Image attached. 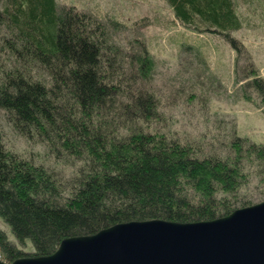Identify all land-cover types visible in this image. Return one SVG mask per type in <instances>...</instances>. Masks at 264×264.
<instances>
[{
	"label": "trees",
	"instance_id": "16d2710c",
	"mask_svg": "<svg viewBox=\"0 0 264 264\" xmlns=\"http://www.w3.org/2000/svg\"><path fill=\"white\" fill-rule=\"evenodd\" d=\"M0 1V112L73 167L62 182L0 136V217L20 247L31 243L29 256L119 223L209 221L252 204L240 192L251 176L264 184V144L234 137L226 154L204 152L149 131L162 116L146 90L156 63L144 44L127 52L103 22L55 0ZM163 1L182 27L241 50L230 35L241 28L233 0ZM247 76L264 104V81L253 69ZM23 256L0 230L1 260Z\"/></svg>",
	"mask_w": 264,
	"mask_h": 264
},
{
	"label": "rangeland",
	"instance_id": "374dc122",
	"mask_svg": "<svg viewBox=\"0 0 264 264\" xmlns=\"http://www.w3.org/2000/svg\"><path fill=\"white\" fill-rule=\"evenodd\" d=\"M55 1L103 22L127 52L144 44L156 63L146 90L158 98L162 116L152 122L150 132L192 142L204 152L226 154L234 137L264 144V104L248 84L251 76L246 79L253 69L264 81V0H233L241 28L230 35L241 45L239 52L219 35L182 27L163 0ZM133 40L137 44L127 46ZM0 136L10 151L55 170L62 182L70 181L73 167L17 135L1 112ZM251 178L240 194L256 204L264 200V184ZM0 230L24 255L32 253L31 243L20 247L1 217Z\"/></svg>",
	"mask_w": 264,
	"mask_h": 264
},
{
	"label": "water",
	"instance_id": "95a60500",
	"mask_svg": "<svg viewBox=\"0 0 264 264\" xmlns=\"http://www.w3.org/2000/svg\"><path fill=\"white\" fill-rule=\"evenodd\" d=\"M0 264H264V200L209 221L119 223Z\"/></svg>",
	"mask_w": 264,
	"mask_h": 264
}]
</instances>
